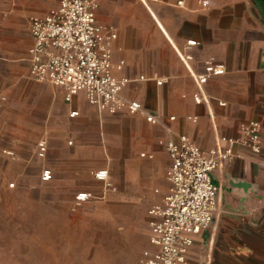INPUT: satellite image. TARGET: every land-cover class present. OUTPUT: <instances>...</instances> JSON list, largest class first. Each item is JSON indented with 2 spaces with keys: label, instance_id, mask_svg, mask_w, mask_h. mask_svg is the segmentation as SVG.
Instances as JSON below:
<instances>
[{
  "label": "crops",
  "instance_id": "0c3cea01",
  "mask_svg": "<svg viewBox=\"0 0 264 264\" xmlns=\"http://www.w3.org/2000/svg\"><path fill=\"white\" fill-rule=\"evenodd\" d=\"M202 1L99 0L97 22L117 33L113 60H125L114 73L130 79L123 93L158 117L152 123L143 114L101 111L84 92L68 101L65 88L33 79L30 18L46 15L60 0H0V107L24 84L45 95L36 109L14 111L3 127L0 139L6 146L0 152L11 149L27 163L38 160L40 180L68 194L74 209L80 207H75L77 194L91 192L85 203L111 202L130 212L128 221L135 215L145 220L143 263L144 252L156 250L148 210L169 188L167 141L178 143L186 134L209 152L226 146L223 136L239 137L243 122L259 120L262 152L236 145L233 160L212 172L220 186L218 211L207 230L193 235L187 259L189 264H264V16L255 0H206L207 6ZM189 40L198 43L188 46ZM211 58L223 63L225 72L200 87L196 76ZM18 68L23 72L16 73ZM199 91L204 100L196 103ZM41 139L48 142L45 157L37 154ZM46 168L53 172L50 181L41 179ZM101 169L108 170L116 190L95 178L93 172ZM238 180L253 184L247 195L232 185Z\"/></svg>",
  "mask_w": 264,
  "mask_h": 264
},
{
  "label": "built area",
  "instance_id": "2783aa9c",
  "mask_svg": "<svg viewBox=\"0 0 264 264\" xmlns=\"http://www.w3.org/2000/svg\"><path fill=\"white\" fill-rule=\"evenodd\" d=\"M185 1L178 0V4L183 5ZM207 4L208 1H202L203 6ZM98 7L99 0H60L46 15L30 18L33 37L29 49L32 78L65 88L68 101L79 92H84L88 101L101 111L110 114L123 111L131 115L143 114L148 121L157 123L158 117L148 112L141 102L124 95L123 90L130 79L117 76L114 69L121 70L125 60L114 62L112 43L117 33L97 22ZM197 43L196 40H189L187 45ZM224 72L225 65L211 58L205 65L204 73L196 76V81L201 87L211 76H219ZM156 81L162 84L164 80ZM194 100L196 103L204 100L201 91L194 94ZM170 118L174 120L175 116ZM189 119L196 121L197 117L190 116ZM262 130L263 124L259 120L243 122L239 137L223 136L226 146H217L209 152H205L186 134L180 136L178 143L173 139L167 141L166 147L171 158L166 171L169 188L162 200L148 210L153 231L150 241L156 250L144 252V264H189L187 256L194 242L193 235L211 226L219 207L220 186L214 181L212 172L233 160L236 145L255 153L262 152ZM37 147L38 156L45 157L47 140H39ZM2 152L11 158L18 157L11 149ZM93 174L107 188L117 189L109 179L107 169ZM52 177L53 172L49 168L41 173L43 181H50ZM9 185L14 187L15 183ZM92 197L91 192L78 193L75 207Z\"/></svg>",
  "mask_w": 264,
  "mask_h": 264
},
{
  "label": "rangeland",
  "instance_id": "374dc122",
  "mask_svg": "<svg viewBox=\"0 0 264 264\" xmlns=\"http://www.w3.org/2000/svg\"><path fill=\"white\" fill-rule=\"evenodd\" d=\"M19 89L2 100L0 136L14 111L23 115L45 99L31 85ZM38 165L0 152V264H143L145 220L135 215L128 221L130 212L111 202L74 209L68 194L40 180Z\"/></svg>",
  "mask_w": 264,
  "mask_h": 264
},
{
  "label": "water",
  "instance_id": "95a60500",
  "mask_svg": "<svg viewBox=\"0 0 264 264\" xmlns=\"http://www.w3.org/2000/svg\"><path fill=\"white\" fill-rule=\"evenodd\" d=\"M255 3L259 10L261 11L262 15L264 16V0H255ZM233 186H239L244 189V193L247 195V193L250 191L251 188H253V184L245 181H234L232 183ZM245 195V196H246ZM245 199V197H244Z\"/></svg>",
  "mask_w": 264,
  "mask_h": 264
}]
</instances>
